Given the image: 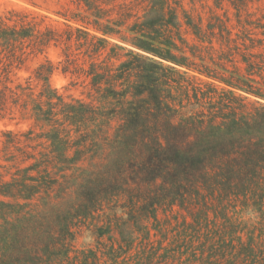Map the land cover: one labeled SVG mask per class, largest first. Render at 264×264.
<instances>
[{
    "label": "trees",
    "instance_id": "1",
    "mask_svg": "<svg viewBox=\"0 0 264 264\" xmlns=\"http://www.w3.org/2000/svg\"><path fill=\"white\" fill-rule=\"evenodd\" d=\"M67 1L0 14V264H264V16Z\"/></svg>",
    "mask_w": 264,
    "mask_h": 264
},
{
    "label": "rangeland",
    "instance_id": "2",
    "mask_svg": "<svg viewBox=\"0 0 264 264\" xmlns=\"http://www.w3.org/2000/svg\"><path fill=\"white\" fill-rule=\"evenodd\" d=\"M35 5V6H34ZM181 9L188 11L191 14H199L203 17L204 21H208L212 13L223 15L226 13L230 19H233V10L229 6L227 0H222L219 7L215 6L214 0H182L180 3ZM250 5V12H258L257 17L264 16V0H252ZM70 6L74 8L71 3L67 0H60L57 3V0H0V14L6 13L10 9H25L33 11L35 13L44 14L49 17L51 22L55 25H58L61 21L54 14L56 11L62 9L63 7ZM232 23L234 21L232 20ZM48 58L53 62L58 61V50L51 48L48 51ZM43 59V57L35 58L29 61L21 70L17 72L19 78H24L28 76L31 71L37 66V64ZM71 77L69 74H64L61 70H57L51 77V82L55 88L60 92H64L66 88L69 89V92L75 96L80 94V88L69 86ZM26 124H21L15 126L14 123H10L7 120L0 119V133L1 131L10 129H26ZM163 218V214L160 215ZM90 239H80L81 243H90Z\"/></svg>",
    "mask_w": 264,
    "mask_h": 264
}]
</instances>
